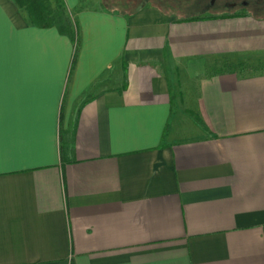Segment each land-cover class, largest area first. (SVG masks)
<instances>
[{
	"label": "crops",
	"instance_id": "obj_1",
	"mask_svg": "<svg viewBox=\"0 0 264 264\" xmlns=\"http://www.w3.org/2000/svg\"><path fill=\"white\" fill-rule=\"evenodd\" d=\"M62 1L0 0V264H264V73L214 65L264 15Z\"/></svg>",
	"mask_w": 264,
	"mask_h": 264
},
{
	"label": "rangeland",
	"instance_id": "obj_2",
	"mask_svg": "<svg viewBox=\"0 0 264 264\" xmlns=\"http://www.w3.org/2000/svg\"><path fill=\"white\" fill-rule=\"evenodd\" d=\"M98 2L100 6L107 9H117L121 12L135 8L139 4L147 3L157 6L175 17H187L201 13L204 11L202 9L204 6L202 2L207 6V9L212 12L228 9H243L254 15H264V0H98ZM227 3L232 6L227 7ZM234 61L235 59H229L228 61L220 60L218 63L215 62L214 65H220V69L231 70L239 75L264 72V52L249 54L238 59L236 62ZM240 64L243 65V67H239L241 66ZM208 67L205 69L206 73L215 70V68L210 69Z\"/></svg>",
	"mask_w": 264,
	"mask_h": 264
},
{
	"label": "trees",
	"instance_id": "obj_3",
	"mask_svg": "<svg viewBox=\"0 0 264 264\" xmlns=\"http://www.w3.org/2000/svg\"><path fill=\"white\" fill-rule=\"evenodd\" d=\"M15 5L26 13L30 23L38 27H54L58 32L66 35L75 42V24L66 13L62 0H12ZM76 46L74 45L70 63L74 60ZM241 65V64H240ZM243 67V65L239 66ZM260 73V72H259ZM262 73V72H261ZM264 73V72H263ZM254 74V73H248ZM246 74V75H248ZM71 133L62 136L64 146L60 145V152L67 150L66 143L71 142Z\"/></svg>",
	"mask_w": 264,
	"mask_h": 264
}]
</instances>
